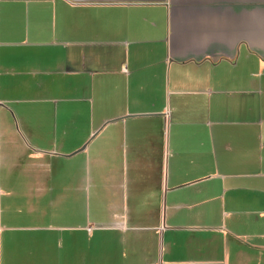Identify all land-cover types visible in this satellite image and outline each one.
Masks as SVG:
<instances>
[{"label": "crops", "instance_id": "1", "mask_svg": "<svg viewBox=\"0 0 264 264\" xmlns=\"http://www.w3.org/2000/svg\"><path fill=\"white\" fill-rule=\"evenodd\" d=\"M0 264H264V0H0Z\"/></svg>", "mask_w": 264, "mask_h": 264}]
</instances>
